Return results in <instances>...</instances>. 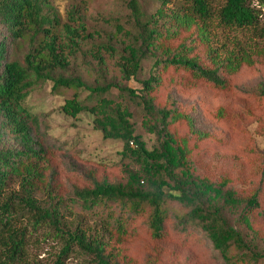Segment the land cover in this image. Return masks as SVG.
I'll use <instances>...</instances> for the list:
<instances>
[{
	"label": "trees",
	"instance_id": "16d2710c",
	"mask_svg": "<svg viewBox=\"0 0 264 264\" xmlns=\"http://www.w3.org/2000/svg\"><path fill=\"white\" fill-rule=\"evenodd\" d=\"M152 1L151 10L147 0H128L127 22L107 19L113 31L104 33L76 11L62 24L49 0H0V264H43L29 259L39 234L61 245L53 264L76 254L89 264H164L165 252L183 259L200 251L199 232L224 264H264V234L252 222L264 213L263 193L238 194L198 174L190 157L214 134L197 126L193 107H180L174 92L161 97L167 82L179 95L239 92L234 77L264 65V0ZM16 49L25 50L22 58ZM78 54L95 65V83L69 73ZM145 61L149 76L130 87ZM38 82L52 83L54 92L73 89L61 111L90 113L105 140L123 143L118 174L95 168L65 194L47 181L39 116L25 106ZM241 92L264 118V82ZM133 107L156 138L152 148L137 133ZM207 107L232 121L229 105ZM185 125L183 136L178 126ZM5 134L18 148L2 145ZM140 242L149 246L145 258L132 253Z\"/></svg>",
	"mask_w": 264,
	"mask_h": 264
},
{
	"label": "rangeland",
	"instance_id": "374dc122",
	"mask_svg": "<svg viewBox=\"0 0 264 264\" xmlns=\"http://www.w3.org/2000/svg\"><path fill=\"white\" fill-rule=\"evenodd\" d=\"M127 1L49 0L62 24L69 21V13L76 11V14L83 17L91 31L98 30L104 33L113 31L112 26L105 21L107 19L120 18L123 22H127L129 18ZM147 1L150 9H154L153 1ZM261 19L264 22V8ZM1 32L5 34L4 29H1ZM224 40L225 38L221 39V41ZM24 51L16 49L14 53H17L18 58H22ZM151 67L152 62L145 61L139 76L126 84L132 88H139L138 80L148 77ZM69 73L80 76L90 84L95 83L96 80L95 65L83 54H78L73 59ZM234 81L239 86V92H236V89L227 94L210 90H193L186 95L177 94L172 84L167 82L161 91V97L165 100L169 93L174 92L180 107L184 109L193 107L195 112L192 115L197 126L201 130L214 134L199 143V149L195 150L190 157L192 167L198 174L215 182L226 181L228 186L238 194L248 195L261 190L264 196V118L261 112L253 109V105L244 100L241 92L264 82V65L243 68L234 77ZM52 86L50 82L36 83L25 100V106L39 116L41 132L36 135V139L48 151L47 181L53 183L55 189L65 194L70 192L74 185L83 184L88 171H94L95 168L99 174L105 171H109V175L118 174L119 169L116 165L121 159L123 143L105 140L100 132L94 129L93 116L88 112H82L76 118L65 115L61 111V106L67 98L73 96L74 90L61 89L54 92ZM87 97L88 93H80L81 99L87 101ZM219 105H229L232 108V121H222L210 115L211 112L207 106L213 110ZM133 112L135 116L132 119L136 124L137 133L142 135L148 148L154 147L155 136L142 130L138 117L139 110L136 107H133ZM178 130L183 136L189 133L186 125L178 126ZM2 145L18 148L17 142L7 134L3 136ZM13 187L17 188L16 185ZM86 220L92 226L96 223L93 219ZM252 222L254 227L264 234V213ZM237 227L248 233L245 226ZM199 235L204 242L200 251L191 249L183 259L165 252L160 258L162 262L164 264H224L210 241L200 232ZM148 247V244L140 242L132 248V253L145 258ZM60 248L59 243L39 234L31 240L29 259L32 262L53 264ZM66 264H89V260L76 254L71 256Z\"/></svg>",
	"mask_w": 264,
	"mask_h": 264
}]
</instances>
